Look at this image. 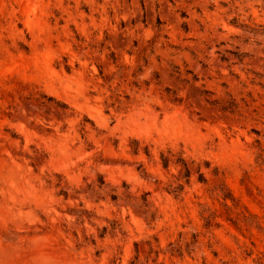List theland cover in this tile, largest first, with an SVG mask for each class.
<instances>
[{"label": "rangeland", "instance_id": "1", "mask_svg": "<svg viewBox=\"0 0 264 264\" xmlns=\"http://www.w3.org/2000/svg\"><path fill=\"white\" fill-rule=\"evenodd\" d=\"M0 264H264V0H0Z\"/></svg>", "mask_w": 264, "mask_h": 264}]
</instances>
